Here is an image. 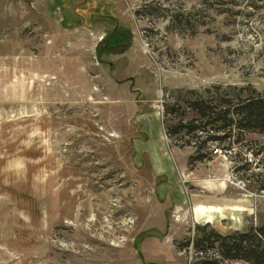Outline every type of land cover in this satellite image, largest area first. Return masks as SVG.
I'll list each match as a JSON object with an SVG mask.
<instances>
[{"label":"rangeland","instance_id":"rangeland-1","mask_svg":"<svg viewBox=\"0 0 264 264\" xmlns=\"http://www.w3.org/2000/svg\"><path fill=\"white\" fill-rule=\"evenodd\" d=\"M253 88L264 0H0V264L221 257L211 228L264 222V133L187 102Z\"/></svg>","mask_w":264,"mask_h":264},{"label":"trees","instance_id":"trees-1","mask_svg":"<svg viewBox=\"0 0 264 264\" xmlns=\"http://www.w3.org/2000/svg\"><path fill=\"white\" fill-rule=\"evenodd\" d=\"M194 92L191 90L189 93ZM219 95L220 100L214 103L210 95L203 97L195 94L191 100H188L187 106L195 111L197 117L207 120L205 123L212 124L211 129L215 131L226 132L232 127H237L239 130L264 133V92L253 88L247 94H238L237 99L235 96L229 98L226 92ZM180 125L190 130L206 129L204 123ZM219 137L222 136L214 134L210 138ZM210 236L217 241L221 257L206 256L192 264H227L225 259L244 260L247 264H264V222L227 233L211 228L208 237ZM195 245L198 247L197 242Z\"/></svg>","mask_w":264,"mask_h":264},{"label":"crops","instance_id":"crops-1","mask_svg":"<svg viewBox=\"0 0 264 264\" xmlns=\"http://www.w3.org/2000/svg\"><path fill=\"white\" fill-rule=\"evenodd\" d=\"M210 200L212 199H208L207 201H205L206 203H202V202H195L197 204L194 203V206H199V213L196 216L198 218L203 217L202 218L203 221L210 222L215 226H217V224H219L222 219L227 220L228 216L223 215L224 207H221V209L218 210L215 209L218 208L217 206L219 205L222 206L224 205L223 201H221L222 199H216L215 201H210ZM193 214H195L194 209H193Z\"/></svg>","mask_w":264,"mask_h":264},{"label":"water","instance_id":"water-1","mask_svg":"<svg viewBox=\"0 0 264 264\" xmlns=\"http://www.w3.org/2000/svg\"><path fill=\"white\" fill-rule=\"evenodd\" d=\"M100 44H101V40L98 41L96 48H97V58H99V51H100Z\"/></svg>","mask_w":264,"mask_h":264}]
</instances>
